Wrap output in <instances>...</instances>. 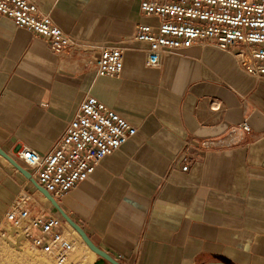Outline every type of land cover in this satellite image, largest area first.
<instances>
[{
	"label": "crops",
	"instance_id": "0c3cea01",
	"mask_svg": "<svg viewBox=\"0 0 264 264\" xmlns=\"http://www.w3.org/2000/svg\"><path fill=\"white\" fill-rule=\"evenodd\" d=\"M35 1L80 44L122 46L124 68H83L0 15V147L47 152L94 95L138 128L60 199L95 244L124 264H264V77L198 42L147 66L141 0ZM27 180L0 155V218Z\"/></svg>",
	"mask_w": 264,
	"mask_h": 264
},
{
	"label": "built area",
	"instance_id": "2783aa9c",
	"mask_svg": "<svg viewBox=\"0 0 264 264\" xmlns=\"http://www.w3.org/2000/svg\"><path fill=\"white\" fill-rule=\"evenodd\" d=\"M141 10L146 16L158 18L156 25L138 23L133 36L147 44V66L158 68L165 55L198 42L230 50L243 69L256 78L264 77V0H141ZM0 15L47 37L54 52L64 58L75 57L83 68L109 76H119L123 71L122 46L80 44L35 0H0ZM241 127L249 129L247 122ZM137 131L128 119L90 95L50 150L41 153L20 146L10 155L60 202ZM182 163V170L187 171V154ZM53 207L39 190L31 191L23 185L5 212L3 223L33 249L53 256L58 264H76L70 261L76 244L69 224L59 212L51 211Z\"/></svg>",
	"mask_w": 264,
	"mask_h": 264
},
{
	"label": "rangeland",
	"instance_id": "374dc122",
	"mask_svg": "<svg viewBox=\"0 0 264 264\" xmlns=\"http://www.w3.org/2000/svg\"><path fill=\"white\" fill-rule=\"evenodd\" d=\"M27 183L29 185L30 181L27 180ZM53 209L55 208L53 207ZM53 209L51 210L52 212ZM3 217L0 218V264H58L53 256L43 253L40 249H33L30 243L22 238V236H17L13 232H10L7 229L8 227L3 223ZM70 227L71 225H68L70 235L75 239V236L73 233H71V229L73 228ZM80 245L78 244L76 246L75 252L72 254L70 261L75 263L78 259L76 264H94L95 260L97 259V255L93 256V254L89 253L92 256L91 257L89 254H87V251H84L83 246ZM83 253L85 256H80V254L84 255ZM86 256L87 259H85ZM82 257H84V259ZM202 263H204V261Z\"/></svg>",
	"mask_w": 264,
	"mask_h": 264
},
{
	"label": "water",
	"instance_id": "95a60500",
	"mask_svg": "<svg viewBox=\"0 0 264 264\" xmlns=\"http://www.w3.org/2000/svg\"><path fill=\"white\" fill-rule=\"evenodd\" d=\"M0 155L8 159L26 178H28L33 185L43 193L52 203L54 208L61 214V216L81 235L85 244L97 255V259L94 264H124L123 262L117 260L114 256L109 254L107 251L99 247L93 242L91 237L87 234L85 229L75 222L61 207L59 202L49 193L43 186H41L37 180L32 176L31 172L22 166L17 160H15L7 151L0 147ZM201 264H229L225 261H207Z\"/></svg>",
	"mask_w": 264,
	"mask_h": 264
},
{
	"label": "bare ground",
	"instance_id": "6f19581e",
	"mask_svg": "<svg viewBox=\"0 0 264 264\" xmlns=\"http://www.w3.org/2000/svg\"><path fill=\"white\" fill-rule=\"evenodd\" d=\"M44 195V194H43ZM70 228H73L72 226L70 227ZM69 231V230H68ZM71 233H73V235L75 236V246H77L78 244L80 245H82L83 246V248H84V251H87L88 253L87 254H89V253H91V254H93V256L94 255H96L95 254V252H93L86 244H85V242L83 241V239H82V237H81V235L73 228V229H71ZM80 245V246H81ZM82 252V251H81ZM79 253H80V251H79ZM86 253V252H85ZM84 254V253H83ZM91 254H89L90 256H91ZM76 255V254H75ZM88 255V256H89ZM78 256V255H77ZM80 256H85V254L84 255H81L80 254ZM79 256V257H80ZM92 257V256H91ZM83 259H84V257H82ZM89 258V257H88ZM85 259H87V256H86V258ZM78 260V259H77ZM77 260H76V262H77ZM46 261V260H45ZM75 262V263H76ZM80 262V261H79Z\"/></svg>",
	"mask_w": 264,
	"mask_h": 264
}]
</instances>
